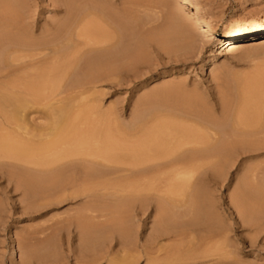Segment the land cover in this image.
<instances>
[{"label":"rangeland","instance_id":"rangeland-1","mask_svg":"<svg viewBox=\"0 0 264 264\" xmlns=\"http://www.w3.org/2000/svg\"><path fill=\"white\" fill-rule=\"evenodd\" d=\"M189 1L0 0V18L5 20L0 37L22 34L66 43V55L57 54L53 65L60 81L51 91L45 80L42 95L27 96L30 108L22 131L34 142L51 143L63 129L59 136L72 143L44 152L47 158L63 155L52 163L0 158V264H110L120 256H127L130 264H264V150L250 152L237 141L229 142L242 134L235 126L239 94L251 85L264 98V39L244 41L232 52H215L226 25L264 24V0ZM116 21L124 25L125 42L137 48L138 61L132 68L125 62L116 79L76 85L82 69L67 63L97 44L96 27L116 35L110 25ZM85 31L91 33L88 39L83 38ZM67 32L68 38L74 35L72 41L64 38ZM45 52L32 70L52 67L44 61L50 54ZM209 58L212 63L204 69ZM11 106L4 108L11 111ZM213 131H224L218 145L225 157L188 163L185 168L197 172L193 191L187 178L159 174L173 168L157 169L167 150L186 138L201 140L206 147ZM92 132L114 134L116 146L110 153L120 159L133 158L127 146L148 141L135 155L141 153L152 172L111 173L94 166L87 179L71 182L72 170L62 167L77 160L83 151L78 141ZM87 140L94 142L93 150H104L102 143L109 141ZM71 151L77 153L68 156ZM177 247H183L185 259L176 260ZM204 252L207 258H187ZM83 257L94 260L82 262Z\"/></svg>","mask_w":264,"mask_h":264},{"label":"bare ground","instance_id":"bare-ground-1","mask_svg":"<svg viewBox=\"0 0 264 264\" xmlns=\"http://www.w3.org/2000/svg\"><path fill=\"white\" fill-rule=\"evenodd\" d=\"M182 1L183 3L187 5L191 3V1L189 0H182ZM193 13L196 16V18L199 20L201 12L199 11L197 7H195V12ZM4 21L5 20L0 18V25ZM204 22L210 29H212L211 25L208 22H206L205 20ZM110 25L114 28L116 35H114L111 32L107 33L106 31L102 30V28L99 29L100 27H103L102 25L100 26V24L97 25L100 27L95 26L96 29L94 30L95 32L93 33V37H95V39L97 40V44L94 47H91L86 53L83 54L84 56L88 55L89 58H87L86 60H83L84 56H82V58L78 59L77 61H74L72 63H69V62L67 63L71 65L73 64L75 67L74 69H76L77 71L82 69L81 74L78 76L80 79L79 81H77L76 85L83 87L87 83L94 82L97 80L116 79L119 76V73L122 71V69H124L125 62L131 64V68H132L134 66V63L138 61V58H137L138 50L137 48H135V45L130 40L128 42L127 41L125 42V37L123 36V32H122L124 25L117 21L111 23ZM11 28L13 27L11 26ZM16 28L20 29L18 27ZM125 31H126V28H125ZM68 32H67V36L65 35L64 37L66 40L68 38ZM86 32L87 31H85V33ZM69 34L70 36L68 40L72 41V37H74V35L72 36L71 33ZM79 34L80 33H78V38H80L81 35H82L81 36L82 38L83 34L81 33L80 36ZM21 35H18V36L6 35L5 38L0 37V117L3 118V122L0 123V158H9L13 160L16 159V160H20L23 162H28L30 164L31 163H36V164L52 163V162L57 161L63 155L54 153L51 155V157L47 158L43 156L44 152L55 151L59 147V144L65 143V145L69 147H71L72 145V143L64 142L63 139H61V136H59L63 132V129H60L62 131L59 130L60 134L58 133V135L55 136V138L57 139L56 140L52 139L53 142L51 143L50 142L45 143L42 141L36 142L37 140L34 142L33 139L25 136V135H28V132H23L22 130L24 129V123L26 121L25 114L30 108V103L27 101L28 100L27 96H32L34 99L42 95L41 93L43 91L40 85L45 80L46 81L49 80L51 82V91L56 89V86H57L56 83L58 81L57 76L59 75H58L57 70L55 69L56 67H53V65L55 66V64L57 63V57H56L57 54L63 53V55H66L64 53L67 52L66 49L68 48L66 46L65 39H64L65 41L62 40L63 43H65L63 44L65 45L63 47L62 43L61 45L54 44V38L52 37L48 39L46 38L44 40H37V39H32V38H26V36L22 37ZM89 35L87 32L86 35L84 34L83 38H86L85 36L88 37ZM90 39L91 38H89V40ZM262 39H264V24H261L260 22H253L252 24L230 23L224 27V36L217 40L215 44L216 45L215 52H222V51L232 52V51L239 49L242 46V42L244 41H261ZM66 42L68 45V41ZM58 43H60V41ZM65 47L66 49H64ZM45 50L49 51L50 54H48V56L45 57L44 61L46 64L52 65V67L44 69L43 71L32 70L33 68H35V66L38 63L42 61V59L39 58L38 55L41 54L40 52H43V51L45 52ZM70 52L73 53L72 50ZM17 53H22V54L28 53L29 56H22V55L18 56ZM45 54L47 53L45 52ZM214 54L216 53H213V55ZM72 57L74 58L76 56H70V58ZM211 63H212V58L207 59L203 68L206 69V67L208 65H211ZM71 75L73 77V74ZM60 78L61 77H59V79ZM68 78H71V76L70 77L68 76ZM67 80L69 81V79ZM46 81L45 83H47ZM47 87L44 88L43 90L45 89L47 90ZM251 88L252 86L249 85L246 91H242L241 94H239L237 103L235 102L236 108H237V119H236L235 126H236V129H239L240 131H242V134L237 136L236 140L235 139L231 140V138H229V142L237 141L238 145L241 147L240 149L247 150L250 152L251 151L259 152V151L264 150V98L259 93H255L254 90H251ZM9 105H12L11 108L8 107L11 111L5 110L4 107L9 106ZM6 129H13V130L8 131ZM223 130L225 131V129ZM217 131L216 132L213 131L211 133V136H210L211 142L206 147H203L202 142H200L201 140L198 141L194 138L190 140H187L186 138L185 141L180 140V142H178L176 147L174 144L171 143L172 145H174V148L171 150L166 149L167 150L166 155L163 156V157H166V161L162 162L159 165L157 164L158 165L157 169L159 168L162 169L165 167L166 169L169 167H173V168L170 171H164V172L161 171L159 174L161 176L174 175L176 178H182V177L187 178L188 188L191 191H193L196 187V182H194L195 181L194 178L197 172L192 168L190 169V167L188 169L185 168L186 166H188V163H193L198 160L212 161L215 159H221L225 157V155H222L223 153H220L221 145L220 146L218 145L219 140H221L220 137L222 136L223 138H225V136L221 134L224 131L223 132L219 131L221 132L220 135L219 133H217ZM125 135L128 138L135 137L133 133H125ZM115 137L116 136H114V134H111L109 132H102V133L92 132L84 138L85 140L83 139V140L78 141V144L81 146L83 151L81 150L80 154H79L80 151H78V153L75 152L77 153L76 155L78 156V158L76 157L77 160L72 161L70 163L68 162V164L62 167V168H68L72 170L73 177H71V182L75 183V181H78L79 179H83V180L87 179L90 172H92L91 171L92 167L94 166L100 169L108 170V172H111V173L129 172L131 174L138 173V174H142L145 176L152 172V167L150 165H147V163L149 162L143 159L142 155L140 156L141 153L139 155H135V153L137 154L144 147L147 146L148 141L137 142L135 144L127 146L130 152L134 153L133 158L131 157L130 159H127L126 157V158L120 159V157L116 156L115 153L114 155L110 153L111 152L110 150L114 148V145L116 146V144L113 142L114 141L113 139H116ZM89 138L94 139L96 141L98 139H104V140H109L112 142H109V141L108 143L103 142L102 144L105 145L104 150L103 149L100 150L101 147L99 149L93 150L91 146L93 145L94 142H92V140H87ZM207 141L208 139L205 140L206 143ZM218 148L220 150H217ZM70 153L75 154L73 153V151H71L67 153L68 156H70L69 155ZM160 154L162 153L160 152ZM145 156H146V153H145ZM148 156H146L147 159H148ZM155 157L158 158V156H155ZM140 165H144V167L142 169H139L138 167ZM263 175L264 173H262V176ZM263 178L264 177H261V179ZM262 182L264 183V181ZM86 190H87L86 185L83 184V187L81 188L80 191L82 192V194H84ZM177 190L175 193L180 192V190L179 191ZM173 191H175V188ZM103 196H106V195H103ZM182 207H179V208L181 209ZM175 210H177V208H175ZM193 211L195 210L193 209ZM82 218L83 216L80 215V213L76 216V220L78 221L82 220ZM212 245H210V247ZM182 249L183 247H177V251H176L177 253L174 254V255H177L176 260L185 259L186 255L185 257H183V255L181 254ZM221 249L223 253L224 250L223 248ZM207 253L208 252H204L203 256H197V257L192 256V258L191 257H187V258L191 260L204 259V258H207V255H208ZM93 260H94L93 257H83L81 261L87 263ZM130 262L132 261H129L128 263L127 256H123V257L120 256L112 260L110 264H130Z\"/></svg>","mask_w":264,"mask_h":264}]
</instances>
